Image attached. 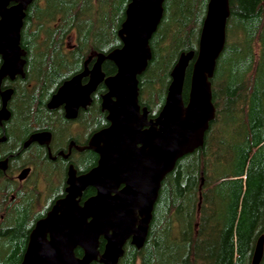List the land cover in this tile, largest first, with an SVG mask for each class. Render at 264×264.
Instances as JSON below:
<instances>
[{"label":"water","instance_id":"obj_1","mask_svg":"<svg viewBox=\"0 0 264 264\" xmlns=\"http://www.w3.org/2000/svg\"><path fill=\"white\" fill-rule=\"evenodd\" d=\"M32 1L0 0V83L6 76L24 75L21 28ZM163 4L164 0H129L117 32L121 46L98 55L90 81L83 88L78 82L84 74H79L51 98L50 105L64 100L83 103L103 82L107 92L102 96L101 107L108 112L110 125L96 132L90 141L89 148L99 155L97 165L79 176L74 170L69 173L67 195L36 221L20 264H90L98 255L100 235L107 239L100 261L116 264L129 235L138 246L142 245L164 178L181 157L203 144L216 114L210 79L225 46L230 3L208 0L197 52L179 54L170 72L164 103L157 116L149 118L147 108L139 104L138 76L152 57L149 43L162 19ZM193 57L184 102L185 74ZM104 59L115 64L114 74L106 76L102 72ZM9 94V89L0 91V120L8 117ZM62 98L65 99L60 101ZM41 136L46 135L35 134L30 140ZM89 185L96 188V194L81 205L78 197ZM263 243L260 235L252 264H258ZM76 247L82 249V256L75 255Z\"/></svg>","mask_w":264,"mask_h":264},{"label":"trees","instance_id":"obj_2","mask_svg":"<svg viewBox=\"0 0 264 264\" xmlns=\"http://www.w3.org/2000/svg\"><path fill=\"white\" fill-rule=\"evenodd\" d=\"M172 1L164 0L162 19L149 43L152 57L145 71L138 76L139 103L147 106L153 116L163 105L171 81L170 72L179 54L190 50L197 52L208 2L175 0L173 4ZM128 2L33 0L29 4L21 38L37 52L32 57L31 79L39 80L32 85L25 106L29 121L39 123L37 118L44 117L41 92L49 79H59L60 71L81 69L89 54L106 53L121 45L117 32L125 19ZM229 3L225 46L210 79L215 117L203 144L189 154L192 157L186 155L179 159L163 181V184L169 182L168 189H175L179 198L186 194L197 198L187 234L184 264H218L224 215L221 209L228 192L241 186L240 181L231 179L243 171L252 151L264 142V130L248 121L257 64L261 57L264 58V0H229ZM235 34L240 37L235 39ZM67 38L74 42L71 50L65 48ZM193 61L194 57L185 74L182 92L185 102ZM115 68L112 62L104 64L109 74ZM23 111L22 104L18 105L17 112L21 117ZM95 117L97 123L101 118L97 105ZM256 157L254 155L252 162ZM87 160L92 162L94 156L88 155ZM256 180L255 174V184ZM8 193L7 188L1 189L0 183V238L5 239L7 248L2 264H20L28 230L43 213L44 205L34 204L32 197L23 196L26 193L18 196L13 204H7ZM171 194L168 191L165 197L168 207L174 209L176 205ZM258 219L261 233L264 231V206ZM155 221L156 218L154 224Z\"/></svg>","mask_w":264,"mask_h":264},{"label":"flooded vegetation","instance_id":"obj_3","mask_svg":"<svg viewBox=\"0 0 264 264\" xmlns=\"http://www.w3.org/2000/svg\"><path fill=\"white\" fill-rule=\"evenodd\" d=\"M69 41V38L65 39L64 45L66 49L71 50L74 42L73 40ZM23 42L22 38H20V46L25 52L23 56L25 60L23 67L24 75L17 74L13 78L6 76L2 78L0 83V91L6 89L11 90L6 104L9 113L8 117L0 120V183L1 189L7 188L9 191L7 204H13L18 196L20 197V195L26 193L23 196L27 198L32 197L34 204L40 206L44 205L42 209L43 213L36 217L32 227L28 230L27 245L29 234L36 221L45 217L52 206L67 195L69 173L74 170L75 175L79 176L89 172L97 165L99 155L89 148L90 141L96 132L110 125V121L107 118L108 112L101 107L102 96L107 92L103 82H100L95 90L87 95L88 99L85 97V102L83 103L80 102L76 104L73 101L64 100L65 98H62L60 101H64L56 105H50L51 98L65 82L79 74L84 75L80 78L78 86L83 88L87 85L90 81L91 69L97 61L98 55H106L110 51L106 53L97 52L89 54L84 59L81 69L60 71L59 79H49V81L46 82L44 92H41L44 96V98H42L44 105L42 112L44 117L41 119L37 118L39 123H33L26 117L27 108L25 109V106L29 100L32 85L39 81L38 79H31L34 61L32 57H34L37 52L35 53V51H32L31 48ZM65 56L70 57L68 54H65ZM108 61L112 62L108 59H104L101 63V70L106 76L116 72L115 70L113 73L109 74L105 71L104 64ZM1 63L2 59L0 57V65ZM48 83H52L53 85L49 86ZM34 91H36L35 88ZM21 104L24 110L22 117L18 114L19 112H17V106ZM96 105L101 113V118L97 123L95 117ZM140 106L142 108H147L149 118H155L160 111L159 110L156 115L153 116L147 106L142 104H140ZM40 133L46 136L30 140L33 135ZM88 155L94 156L92 162L87 160ZM24 170L26 172L22 174ZM163 181L161 186L163 185ZM122 187L123 185H120L119 189ZM160 191L161 187L158 191L157 199L160 195ZM33 194H35V196ZM95 194L96 188L90 185L87 186L82 190L81 196L78 197L79 204L82 205L85 200ZM155 203L148 231L142 245L138 246L133 242V236L129 235L123 243L122 254L118 258L116 264L121 263L122 258L129 249H133L132 263L135 264L137 255L139 253L141 254L143 250L145 251L146 246L149 247V238L152 236V233L150 234L149 232L150 227L155 225ZM36 211L38 212L39 210ZM137 216L139 219L140 216L138 214ZM109 232L111 233V231ZM106 243V237L100 235L97 246L98 255L90 264H103L100 261V256L105 250ZM79 250L81 252L76 253L79 252ZM74 252L78 257L83 254L80 247H76ZM146 252H148V249H146Z\"/></svg>","mask_w":264,"mask_h":264},{"label":"rangeland","instance_id":"obj_4","mask_svg":"<svg viewBox=\"0 0 264 264\" xmlns=\"http://www.w3.org/2000/svg\"><path fill=\"white\" fill-rule=\"evenodd\" d=\"M173 0V4H174ZM176 7V5H174ZM234 32V31H233ZM232 34L234 35V33ZM240 36L235 34V39ZM248 121L264 130V58L257 64L254 87L250 97ZM190 154V153H189ZM187 154V157L193 155ZM254 155L256 157L255 161ZM257 175L256 184L254 175ZM264 142L256 147L244 163L243 171L231 181H240L223 203V228L219 247L218 264H252L253 252L260 235L259 211L264 206ZM169 182L161 186L155 203V225L150 227L149 247L137 255L135 264H184L187 234L197 198L186 194L177 196L176 190L168 189ZM172 193L174 209L168 207L165 195ZM148 249V252H146ZM7 251L5 239L0 238V264ZM133 249H129L120 264H133ZM258 264H264L263 253Z\"/></svg>","mask_w":264,"mask_h":264}]
</instances>
